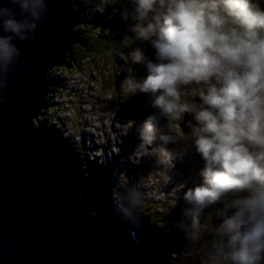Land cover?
I'll list each match as a JSON object with an SVG mask.
<instances>
[{
	"label": "clouds",
	"instance_id": "obj_1",
	"mask_svg": "<svg viewBox=\"0 0 264 264\" xmlns=\"http://www.w3.org/2000/svg\"><path fill=\"white\" fill-rule=\"evenodd\" d=\"M7 4L13 7L5 6ZM48 0H0V72L20 51L14 40L32 37L45 18ZM138 38L150 41L158 62L148 61L143 80L124 81L128 92L151 93L158 114L139 129L143 145L156 139L159 117L178 121L192 112L198 126L192 143L205 161L203 184L188 189L180 227L192 241L202 231L203 210L221 200L223 217L211 233L203 264H261L264 253V10L254 0H136ZM134 63L144 56L135 50ZM194 89L199 103L187 100ZM175 143L170 129L161 134ZM165 155L171 159L165 150ZM141 192L130 189L117 202L136 213ZM229 210H234L229 215ZM227 237L225 243L224 238Z\"/></svg>",
	"mask_w": 264,
	"mask_h": 264
},
{
	"label": "rangeland",
	"instance_id": "obj_2",
	"mask_svg": "<svg viewBox=\"0 0 264 264\" xmlns=\"http://www.w3.org/2000/svg\"><path fill=\"white\" fill-rule=\"evenodd\" d=\"M254 3L264 10V0ZM67 6L78 14L80 25L73 30L62 63L50 70L47 108L30 121L32 127L52 128L46 133L53 130L51 137L58 140L53 142L64 152L63 163L67 162L72 177L69 182L82 189L88 204L96 203L100 211L113 213L118 222L117 216H121L131 227L129 234L137 238L141 264H149V260L155 261L152 264H203L212 241L219 239L207 230L222 223L218 212L224 200L203 210L200 228L205 231L198 241L190 240L180 227L181 222H189L184 210L192 207L183 197L188 189L203 184L205 166L192 143V129L198 126L195 114L183 113L178 121L168 124L159 117L156 139L143 145L139 129L158 109L148 104L153 99L151 93L128 92L123 84L129 77L143 80L147 62H158L151 42L138 38L134 31L137 23L150 22L154 13L140 21L136 0H67ZM84 43H95L93 51L80 46ZM135 50L142 52L143 63L133 62ZM186 98L199 103L194 89ZM167 128L177 137L175 143L165 144L160 139ZM186 148L191 154H183ZM89 164L97 171L88 170ZM130 189L141 192V203L136 213L126 214L117 202ZM96 195L101 198L91 202L90 197ZM166 217L172 224L165 223ZM143 240L149 243L144 246ZM154 244H158L155 249Z\"/></svg>",
	"mask_w": 264,
	"mask_h": 264
},
{
	"label": "water",
	"instance_id": "obj_3",
	"mask_svg": "<svg viewBox=\"0 0 264 264\" xmlns=\"http://www.w3.org/2000/svg\"><path fill=\"white\" fill-rule=\"evenodd\" d=\"M67 7L48 0L34 35L14 40L20 55L0 72V264H141L131 227L88 204L67 182L58 147L30 122L47 108L50 70L80 25Z\"/></svg>",
	"mask_w": 264,
	"mask_h": 264
},
{
	"label": "trees",
	"instance_id": "obj_4",
	"mask_svg": "<svg viewBox=\"0 0 264 264\" xmlns=\"http://www.w3.org/2000/svg\"><path fill=\"white\" fill-rule=\"evenodd\" d=\"M73 3V2H72ZM95 43H91L90 44V46H88L87 44H80V46H83L84 47V49L87 47L88 48V50L87 51H93V50H90L91 49V46L92 45H94ZM77 48V47H76ZM75 49V48H74ZM86 51V50H85ZM94 53V52H93ZM120 54L121 55H124V52L122 51V52H120ZM50 129H52L51 127H47V131L48 130H50ZM53 131V130H52ZM52 131L51 132H49V133H51L52 134ZM55 133H56V131H55ZM51 134H48V137H49V139H50V141H51V143L53 144V145H55V147H57V145H56V143L55 142H58V140L55 138V136L53 135L52 137H51ZM55 139V140H54ZM53 140L55 141V142H53ZM58 149H61V147L59 148V146H58ZM65 161V160H64ZM66 162V161H65ZM67 163V162H66ZM91 168H92V171L93 172H95V171H97L96 169H97V167L94 165V164H89V169L88 170H91ZM85 171H87V170H85ZM97 173V172H96ZM86 175H91L90 173L89 174H87V173H85V176ZM70 178H72V177H70ZM89 194H91V193H89ZM91 198V202H93L92 200H97L98 201V199H100L101 197H98L97 195L96 196H93V197H90ZM101 203H102V201H101ZM109 212V211H108ZM107 212V213H108ZM158 223H160V222H158ZM165 223H171L170 221H167V217H166V220H165ZM172 224V223H171ZM143 243H144V246L146 245V244H148L149 242L147 241V243H146V241L145 240H143ZM142 243V244H143ZM155 246H153V248L155 249L157 246H158V244H154ZM148 246V245H147ZM144 257V256H143ZM153 262H155L154 260H152V263ZM152 263H150V260H149V264H152Z\"/></svg>",
	"mask_w": 264,
	"mask_h": 264
},
{
	"label": "bare ground",
	"instance_id": "obj_5",
	"mask_svg": "<svg viewBox=\"0 0 264 264\" xmlns=\"http://www.w3.org/2000/svg\"><path fill=\"white\" fill-rule=\"evenodd\" d=\"M115 1V0H114ZM110 2V1H109ZM130 3V2H129ZM110 5V4H109ZM106 9V8H105ZM99 10V9H98ZM117 19V18H116ZM87 22V21H86ZM111 40V39H110ZM109 40V41H110ZM94 42V41H93ZM87 53V52H86ZM62 90V89H61ZM85 102V101H84ZM45 103H46V100H45ZM148 104H151L152 105V101H149V103ZM130 127V126H129ZM40 129H41V131H44L45 133H43V136H44V139L46 140V141H48L49 142V144L51 145V147H53V145L51 144V141H50V139H49V137H48V133H46L47 132V129L45 130L43 127H40ZM46 134V135H45ZM187 150H191V149H188V148H186L185 150H183V154H191V153H189V152H187ZM193 152V151H192ZM57 154H58V156L59 157H61V158H63L61 155L62 154H64V152H62V150H58V152H57ZM195 158H196V156H195ZM186 159H188L187 157H186ZM62 161V160H61ZM62 164H64L65 165V167H67V165H66V162L64 161V163H63V161H62ZM182 165V163H180L179 162V165ZM68 173H69V171L65 174V176H67V182H69V180H70V177L68 176ZM199 178V177H198ZM195 179V178H194ZM185 185V184H184ZM181 187V186H180ZM89 203V202H88ZM162 207V206H161ZM206 211V210H205ZM175 216V215H174ZM115 219V218H114ZM193 248V247H192ZM138 251H141V249L140 248H138ZM262 255H264V254H262Z\"/></svg>",
	"mask_w": 264,
	"mask_h": 264
}]
</instances>
